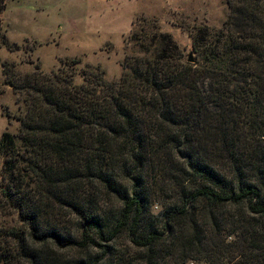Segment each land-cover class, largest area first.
I'll use <instances>...</instances> for the list:
<instances>
[{
  "label": "trees",
  "instance_id": "obj_1",
  "mask_svg": "<svg viewBox=\"0 0 264 264\" xmlns=\"http://www.w3.org/2000/svg\"><path fill=\"white\" fill-rule=\"evenodd\" d=\"M226 1L192 63L140 29L115 81L86 67L76 84L73 60L14 86L0 264H264V0Z\"/></svg>",
  "mask_w": 264,
  "mask_h": 264
},
{
  "label": "rangeland",
  "instance_id": "obj_2",
  "mask_svg": "<svg viewBox=\"0 0 264 264\" xmlns=\"http://www.w3.org/2000/svg\"><path fill=\"white\" fill-rule=\"evenodd\" d=\"M227 5L226 0H6L0 15V136L18 128L25 96L14 86L26 76L71 69L76 60L71 69L76 84L86 67H98L115 81L124 54L131 52L125 42L140 29L169 34L181 61L192 63L198 56L194 38L219 34Z\"/></svg>",
  "mask_w": 264,
  "mask_h": 264
},
{
  "label": "built area",
  "instance_id": "obj_3",
  "mask_svg": "<svg viewBox=\"0 0 264 264\" xmlns=\"http://www.w3.org/2000/svg\"><path fill=\"white\" fill-rule=\"evenodd\" d=\"M187 264H195L194 262H192V261H189Z\"/></svg>",
  "mask_w": 264,
  "mask_h": 264
},
{
  "label": "water",
  "instance_id": "obj_4",
  "mask_svg": "<svg viewBox=\"0 0 264 264\" xmlns=\"http://www.w3.org/2000/svg\"><path fill=\"white\" fill-rule=\"evenodd\" d=\"M187 62H192V60L190 58H188Z\"/></svg>",
  "mask_w": 264,
  "mask_h": 264
}]
</instances>
